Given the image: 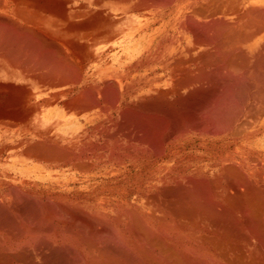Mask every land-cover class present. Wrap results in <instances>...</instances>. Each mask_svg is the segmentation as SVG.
Listing matches in <instances>:
<instances>
[{"label": "bare ground", "instance_id": "obj_1", "mask_svg": "<svg viewBox=\"0 0 264 264\" xmlns=\"http://www.w3.org/2000/svg\"><path fill=\"white\" fill-rule=\"evenodd\" d=\"M0 264H264V0H0Z\"/></svg>", "mask_w": 264, "mask_h": 264}]
</instances>
